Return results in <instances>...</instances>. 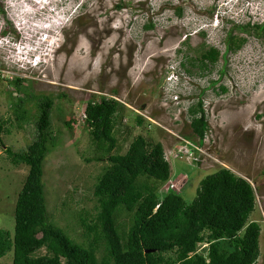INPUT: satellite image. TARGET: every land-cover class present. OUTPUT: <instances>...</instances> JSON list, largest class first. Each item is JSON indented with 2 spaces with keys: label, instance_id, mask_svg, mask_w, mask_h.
Segmentation results:
<instances>
[{
  "label": "rangeland",
  "instance_id": "1",
  "mask_svg": "<svg viewBox=\"0 0 264 264\" xmlns=\"http://www.w3.org/2000/svg\"><path fill=\"white\" fill-rule=\"evenodd\" d=\"M46 3L57 16L46 13ZM41 4L38 9L28 0H0V228L13 229L15 201L28 171L25 165H13L5 150L25 151L36 133L32 96L48 95L53 101L49 129L56 143L45 157L42 182L50 222L99 255L98 232L87 227L94 224V185L105 163L91 157L94 146L83 113L88 100L104 96L124 109L117 133L120 154L138 135L161 143L170 175L159 193L173 185L190 203L200 180L220 169L251 185L255 205L250 219L260 225L256 264H264V39L232 27L263 23L264 0ZM230 19L231 24L226 21ZM53 29H59V49L42 57L43 63L27 67L34 52L25 38L29 45L46 47L38 35L49 31L52 36ZM231 30L246 41L238 51L225 54V34ZM209 48L218 50V60L200 69L199 57ZM11 51L21 61L17 68L7 63ZM16 76L19 92L11 84ZM17 99L24 100L18 110L29 111L22 119L14 114ZM198 102L208 124L201 139L189 125L188 108ZM135 114L144 119L142 125L134 123ZM69 120L70 128L63 125ZM118 221H126L125 213ZM196 249L206 256L207 242ZM43 254L41 249L35 255ZM11 258L7 254L0 264H11Z\"/></svg>",
  "mask_w": 264,
  "mask_h": 264
},
{
  "label": "trees",
  "instance_id": "2",
  "mask_svg": "<svg viewBox=\"0 0 264 264\" xmlns=\"http://www.w3.org/2000/svg\"><path fill=\"white\" fill-rule=\"evenodd\" d=\"M226 21L231 24L232 19ZM232 25L233 30L264 39V22ZM233 30L225 34V54L238 51L246 41L233 36ZM218 56L215 48L204 51L199 68L215 64ZM12 79L14 90L21 91L19 78ZM32 99L34 138L23 152L5 150L13 165H25L28 171L15 201L13 229L0 228V259L11 254V264H256L260 225L250 219L255 205L251 185L220 169L200 180L190 203L173 191V185L159 193L170 175L161 143L138 135L120 154L117 133L124 109L104 96L88 100L83 113L94 146L91 157L105 163L94 185V224L87 227L98 232L101 249L96 256L84 241L50 222L42 175L45 157L56 143L49 129L53 101L43 94ZM23 101L12 103L17 119L29 112L18 110ZM188 109L191 131L201 139L208 129L202 104ZM70 123L63 121L68 128ZM134 123L140 126L144 119L135 114ZM123 213L126 221L120 223ZM204 241L206 256L196 249ZM41 249L45 254L35 255Z\"/></svg>",
  "mask_w": 264,
  "mask_h": 264
},
{
  "label": "clouds",
  "instance_id": "3",
  "mask_svg": "<svg viewBox=\"0 0 264 264\" xmlns=\"http://www.w3.org/2000/svg\"><path fill=\"white\" fill-rule=\"evenodd\" d=\"M46 1H49V0H28V5L29 6L35 5V7L39 9V8H43V5L41 4V2H46ZM50 1H52V0H50ZM55 2L56 1H54V5L57 6L55 4ZM48 4H50V2H48ZM48 4L47 3L44 4L45 7H46V10H45L46 13H48V11H52L53 12L54 10H56L54 8H51ZM36 12L39 13L40 11H37L36 10ZM54 12H56V11H54ZM55 15L57 16V12L55 13ZM52 21H55V23L58 24L57 23L58 22L57 20H55V19L53 20L52 19ZM47 25H49V24H47ZM55 28H59V27H55ZM59 29L58 30L53 29L51 31V33H50L52 36H50L49 34H47L49 31H40V34L38 35V39H40L46 45V47L39 48V47H37L35 45H31V44L29 45V40H28L29 37H26L25 38L26 40L24 41V44H27L28 46H30V49H32V52H34V53H32V59L29 58V60H27L28 59L27 56L25 54H23L24 57H25V60H27V62H26L27 67L28 66L35 67V66H37L41 62L43 63L42 57L49 56L50 52L53 53L57 49H59V45L57 43V41L59 40ZM47 36H49L51 38V40L45 41V38ZM30 41H33V39H30ZM51 41H55V44L53 46H51ZM18 45L20 46L21 44H18ZM19 46H18V49H20ZM24 52H26V51L24 50ZM20 62L21 61L16 60L13 57V51H11V53L7 57V63L10 66H12L13 68H17V65H19ZM16 77H18V76H16Z\"/></svg>",
  "mask_w": 264,
  "mask_h": 264
},
{
  "label": "built area",
  "instance_id": "4",
  "mask_svg": "<svg viewBox=\"0 0 264 264\" xmlns=\"http://www.w3.org/2000/svg\"><path fill=\"white\" fill-rule=\"evenodd\" d=\"M16 49H17L16 51H18V46L16 47Z\"/></svg>",
  "mask_w": 264,
  "mask_h": 264
}]
</instances>
